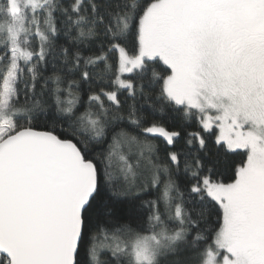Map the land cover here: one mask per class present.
Masks as SVG:
<instances>
[{"label": "snow or ice", "instance_id": "1", "mask_svg": "<svg viewBox=\"0 0 264 264\" xmlns=\"http://www.w3.org/2000/svg\"><path fill=\"white\" fill-rule=\"evenodd\" d=\"M0 264H264V0H0Z\"/></svg>", "mask_w": 264, "mask_h": 264}, {"label": "trees", "instance_id": "2", "mask_svg": "<svg viewBox=\"0 0 264 264\" xmlns=\"http://www.w3.org/2000/svg\"><path fill=\"white\" fill-rule=\"evenodd\" d=\"M171 123H172V121L169 120V121H167V123H166L165 126H167V124H171ZM191 130H195V129H190V131ZM154 142L160 144L161 147H163L162 138H157V139H155ZM229 159H230V164H232V165H238L239 163H241L243 160L246 159V156L243 154L242 150H239L236 153L230 154V158ZM226 175L227 176H231L232 175V168L231 167H229Z\"/></svg>", "mask_w": 264, "mask_h": 264}]
</instances>
